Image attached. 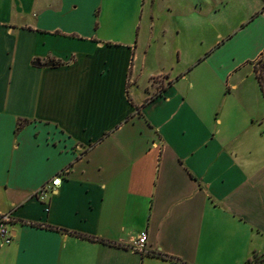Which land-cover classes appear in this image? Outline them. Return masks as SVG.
<instances>
[{
    "label": "crops",
    "instance_id": "crops-1",
    "mask_svg": "<svg viewBox=\"0 0 264 264\" xmlns=\"http://www.w3.org/2000/svg\"><path fill=\"white\" fill-rule=\"evenodd\" d=\"M94 9L0 0V215L13 219L0 264H171L159 254L245 264L264 254V93L252 64L261 49L240 77L236 65L201 64L186 39L193 23L173 22L161 30L174 33L162 41L169 62L154 56L146 74L136 23L121 28ZM143 230L147 253L130 251Z\"/></svg>",
    "mask_w": 264,
    "mask_h": 264
},
{
    "label": "rangeland",
    "instance_id": "rangeland-1",
    "mask_svg": "<svg viewBox=\"0 0 264 264\" xmlns=\"http://www.w3.org/2000/svg\"><path fill=\"white\" fill-rule=\"evenodd\" d=\"M71 2L95 8L92 12L98 14L102 11L103 18L118 19L121 28L123 26L126 29L136 23L134 33L131 32V35L135 34L138 41L136 52L140 55L143 52L147 54L146 74L158 65L154 56L158 55L168 62L170 60V55L162 56L160 53L164 50L162 41L165 39L167 44V40H171L174 33L167 31L163 34L162 26L171 28L173 22H178L185 27L193 23L192 31L187 34L186 39L194 42V47H197L194 57H200L201 64L202 60L209 61V66L221 61L228 67L233 64L240 68L241 77L248 72V68H243L244 64L250 63L245 57L249 56L247 59L250 61L261 49V55L252 64L256 75L259 74L264 83V11H262L264 0H71ZM177 9L179 15L171 17ZM150 15L155 22L151 31ZM185 29L186 27L182 28V31ZM171 30L174 31L173 28ZM149 35L151 40L147 47ZM158 61L160 63V58ZM141 80L145 82L146 75H143ZM226 81L230 84L235 82L236 78L232 75ZM152 83L158 89L164 86L162 77H155ZM248 83H251V79L244 81V84ZM219 94L220 91L217 94L212 92L214 99L218 98ZM206 95L205 93L204 97ZM262 251L264 252V245ZM261 260L264 261V254L253 253L248 264H262Z\"/></svg>",
    "mask_w": 264,
    "mask_h": 264
},
{
    "label": "built area",
    "instance_id": "built-area-1",
    "mask_svg": "<svg viewBox=\"0 0 264 264\" xmlns=\"http://www.w3.org/2000/svg\"><path fill=\"white\" fill-rule=\"evenodd\" d=\"M60 184V177L55 176L49 185H43L38 193L37 196L40 200H44L46 195L52 190L51 187L59 186ZM13 223V219L11 218L10 214H2L0 215V241L2 243H10L13 235L9 229V224ZM146 242H147V232L145 230L141 231L128 245V249L132 252L139 253V254H146Z\"/></svg>",
    "mask_w": 264,
    "mask_h": 264
},
{
    "label": "trees",
    "instance_id": "trees-1",
    "mask_svg": "<svg viewBox=\"0 0 264 264\" xmlns=\"http://www.w3.org/2000/svg\"><path fill=\"white\" fill-rule=\"evenodd\" d=\"M262 11H264V6L262 8ZM53 65H58V63L54 62ZM256 78H257L259 84L261 85V88L263 89V93H264L263 79L260 77L259 74L256 75ZM20 126H21V123H18L16 129L20 128ZM86 239L97 240V241H100V242H105L103 239L95 238V237H92V236H86ZM159 256H160V258H162L164 260H168L171 264H185L182 260L174 258V257H171V256H167V255H164V254H162V255L159 254ZM262 261L263 260H261V262ZM248 262H249V259L246 260L245 264H248ZM262 264H264V261L262 262Z\"/></svg>",
    "mask_w": 264,
    "mask_h": 264
},
{
    "label": "water",
    "instance_id": "water-1",
    "mask_svg": "<svg viewBox=\"0 0 264 264\" xmlns=\"http://www.w3.org/2000/svg\"><path fill=\"white\" fill-rule=\"evenodd\" d=\"M34 64H35V65H40V63H39L38 60H36V61L34 62ZM45 65H46V66H51L52 63H51V62H48V63H46Z\"/></svg>",
    "mask_w": 264,
    "mask_h": 264
}]
</instances>
